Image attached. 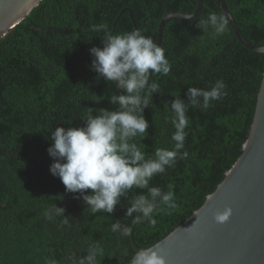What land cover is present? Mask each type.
<instances>
[{
  "label": "trees",
  "instance_id": "1",
  "mask_svg": "<svg viewBox=\"0 0 264 264\" xmlns=\"http://www.w3.org/2000/svg\"><path fill=\"white\" fill-rule=\"evenodd\" d=\"M225 1L242 36L264 45V0ZM196 3L40 0L0 37V264H72L95 243L104 249L97 264H128L136 251L130 235L122 238L111 230L116 220L131 230L133 219L125 216L128 202L122 198L113 214H92L76 198L78 194L66 192L49 170L51 130L83 126L88 107L114 109L108 98L118 90L97 79L90 68L89 49L102 46L101 30L119 34L140 29L156 41L157 25L165 14L191 12ZM209 12L223 14L219 0H203L190 18L174 16L164 22L160 45L171 72L151 77L161 92L153 94L155 107L144 110L149 135L133 142L147 157L156 148H170L174 127L164 121L171 114L166 108L175 96L184 98L188 87L207 89L223 80L227 95L208 110L189 108L188 158L178 159L150 182L164 191L174 184L177 207L154 213L155 228L147 222L134 223L132 240L139 249L161 240L200 207L240 155L250 129L264 52L238 43L229 23L226 32L216 37L211 29L197 28L196 22ZM144 191L133 190V194ZM55 205L64 208L65 216L48 220L45 212Z\"/></svg>",
  "mask_w": 264,
  "mask_h": 264
},
{
  "label": "clouds",
  "instance_id": "2",
  "mask_svg": "<svg viewBox=\"0 0 264 264\" xmlns=\"http://www.w3.org/2000/svg\"><path fill=\"white\" fill-rule=\"evenodd\" d=\"M228 22L225 15L209 12L206 18L196 22V27L202 31L211 29L216 37L226 32ZM101 31L102 46L89 49L93 58L90 68L96 72L97 79L115 85L118 94L108 98L115 107L112 110L88 107L82 118L83 126H59L51 130L47 149L52 158L49 170L61 180L66 192L78 194L76 198L82 199L92 214H113L124 198L128 202L126 217L132 218L134 223L147 222L155 228L154 213L162 207L176 209L177 198L174 184L169 183L164 191L151 186L150 182L154 176L173 168L178 159L188 158L185 144L189 108L208 110L227 95V86L223 80H216L207 89L188 87L184 98L175 96L166 108L171 114L164 116L165 123L170 122L174 127L170 137L172 146L156 148L154 155L147 157L133 141L149 135L144 110L150 105L155 107L153 94L161 92L159 83L151 77L169 75L172 65L165 55L166 50L151 36L143 35L140 29L119 34ZM258 75L264 78V73ZM133 190L145 191L133 194ZM64 211L55 205L45 212V217L52 220L65 216ZM230 215L231 209L226 208L215 213V220L225 223ZM63 223L68 224V220L64 219ZM111 230L122 238L131 234L130 228L119 220L111 225ZM123 254L127 256V252ZM103 256L100 244H89L86 255L73 260L72 264H97V258ZM128 264H168V261L159 250L145 247L136 250Z\"/></svg>",
  "mask_w": 264,
  "mask_h": 264
},
{
  "label": "water",
  "instance_id": "3",
  "mask_svg": "<svg viewBox=\"0 0 264 264\" xmlns=\"http://www.w3.org/2000/svg\"><path fill=\"white\" fill-rule=\"evenodd\" d=\"M40 0H0V37L19 23ZM203 0L188 13L169 12L157 25L161 43L162 28L169 17L196 15ZM220 9L228 19L237 42L264 52L241 34L225 0ZM125 10L130 11L129 8ZM264 73V71H263ZM231 209L227 222L217 223L215 213ZM131 226L130 240H132ZM166 256L168 264H264V78L258 89L252 122L242 151L215 189L193 213L161 240L150 246Z\"/></svg>",
  "mask_w": 264,
  "mask_h": 264
}]
</instances>
